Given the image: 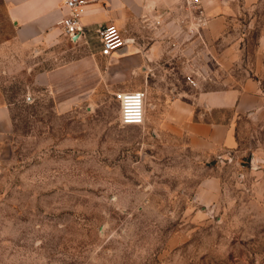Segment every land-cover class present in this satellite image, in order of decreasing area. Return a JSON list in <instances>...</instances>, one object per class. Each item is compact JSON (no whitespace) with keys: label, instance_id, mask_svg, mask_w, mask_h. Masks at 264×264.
Here are the masks:
<instances>
[{"label":"rangeland","instance_id":"374dc122","mask_svg":"<svg viewBox=\"0 0 264 264\" xmlns=\"http://www.w3.org/2000/svg\"><path fill=\"white\" fill-rule=\"evenodd\" d=\"M248 1L231 30L245 67L264 33V0ZM7 75L0 264H264V106L214 112L236 145L200 153L185 136L122 125L117 97L61 116L28 75Z\"/></svg>","mask_w":264,"mask_h":264},{"label":"crops","instance_id":"0c3cea01","mask_svg":"<svg viewBox=\"0 0 264 264\" xmlns=\"http://www.w3.org/2000/svg\"><path fill=\"white\" fill-rule=\"evenodd\" d=\"M0 5V74L24 72L58 115L97 97L144 91L147 130L185 136L192 149L207 153L236 145L234 123L214 119V112L250 115L264 106V33L247 67L231 33L241 0H202L199 10L184 0H87L84 33L73 40L63 35L64 0ZM196 16L205 25L199 35L188 34ZM110 23L131 41L104 56L98 30ZM69 41L82 54L69 58ZM12 105L0 84V141L13 134Z\"/></svg>","mask_w":264,"mask_h":264},{"label":"built area","instance_id":"2783aa9c","mask_svg":"<svg viewBox=\"0 0 264 264\" xmlns=\"http://www.w3.org/2000/svg\"><path fill=\"white\" fill-rule=\"evenodd\" d=\"M192 9L199 10L202 0H184ZM87 0H64V6L68 10L67 16L62 20L63 35L69 39H77L84 33L82 16ZM190 26L186 28L188 34L199 35L205 25V21L199 16L193 17ZM182 23V22H181ZM102 44L101 53L110 56L116 51L126 47L131 39L126 38L121 29L114 23L102 26L98 30ZM195 85L194 80H190ZM119 101V120L124 126H141L146 118V94L144 91H127L116 95Z\"/></svg>","mask_w":264,"mask_h":264}]
</instances>
